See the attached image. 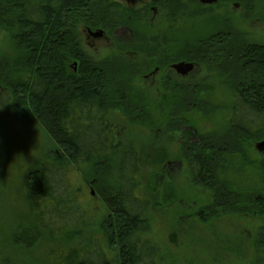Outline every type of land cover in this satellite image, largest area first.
Returning <instances> with one entry per match:
<instances>
[{
    "label": "trees",
    "instance_id": "trees-1",
    "mask_svg": "<svg viewBox=\"0 0 264 264\" xmlns=\"http://www.w3.org/2000/svg\"><path fill=\"white\" fill-rule=\"evenodd\" d=\"M184 1L154 0L171 8L168 16H163L165 20L184 19L183 28H167L174 31L182 54H204L206 60L226 69L227 80L222 84L230 88L234 111L223 138L220 133L206 138L215 151L202 154L196 161L188 159L187 166L194 183L214 190V205L224 206V214L247 212L248 207L243 205L247 203L245 196L226 178L223 183L220 174L231 166L223 152L229 154L230 147L246 140H264V42L240 33L228 16L219 18L221 25L217 29L197 26L199 13L194 3ZM254 1L246 0L252 9ZM131 14L129 18L115 0H0V29L8 34L18 53L16 68L0 66V73L10 76L11 82L7 79L4 83L17 95L18 117L37 120L52 142V147L27 173L26 204L36 225L46 232L50 226L66 224L71 228L63 237H56L50 230L48 237L52 242L68 247L67 252H55L50 264H162L158 245L141 235L147 230L151 203L139 196L141 164L137 146L115 135L110 111L126 107L122 112L132 122L153 130L160 117L177 115L178 109L202 111L207 103L198 96L169 97L165 106L159 100L147 104L143 96L128 97L127 91L136 90L127 81L128 74H136L137 64L109 59L98 63L87 57L77 34L80 28L101 29L109 37L122 39L126 37L123 29L133 30L128 43H149L154 51H161L171 41L169 38H174L173 33H136V28L162 25L148 21L147 8ZM76 61L80 66L74 73L70 65ZM190 124L187 120L184 126ZM243 155L246 157L245 150ZM112 167L113 179L112 174L108 176ZM261 167L263 186L252 198L262 222L253 245L254 264H264V159ZM75 173L98 189L106 206L107 215L98 227V238L83 239L90 211L84 212L79 205V193L72 179ZM203 210L200 216L217 217L211 208ZM44 214H50L49 220ZM72 244L75 245L71 247Z\"/></svg>",
    "mask_w": 264,
    "mask_h": 264
},
{
    "label": "rangeland",
    "instance_id": "rangeland-1",
    "mask_svg": "<svg viewBox=\"0 0 264 264\" xmlns=\"http://www.w3.org/2000/svg\"><path fill=\"white\" fill-rule=\"evenodd\" d=\"M219 1V4L212 6L193 2L195 11L199 13L197 26H215L217 29L221 25L219 18L228 16L227 19L240 33L246 34L253 41L264 42V0H255V7L250 10L243 8L244 3H247L243 1L246 0ZM115 2L131 18L134 10L123 0ZM184 2L191 3L188 0ZM239 2L243 6L235 8ZM150 3V0H142L136 11ZM170 10L169 7L159 6L158 15L168 16ZM162 18V26L165 28H183L185 25L182 17L166 20L158 17L157 23ZM86 30L80 28L77 32L84 52L100 61L108 58L109 46L105 38L96 41V45L91 47L87 42ZM97 31L103 30L93 32ZM104 35L108 37L105 32ZM89 42L93 44L95 41ZM12 43L8 34L0 29V66L4 68L13 69L18 64V53ZM7 79L10 80L8 74L0 73V264H50L55 252L68 250L66 245L49 239L50 230L56 237H63L71 228L66 224L50 226L46 232L36 225L26 204L25 181L28 171L52 147V142L43 127L36 123L37 120H21L18 117L15 110L17 95L11 87L5 85ZM224 84L208 81L205 85L209 92L202 99L207 103L206 108L188 112L178 109L177 115L160 117L153 130L138 127L126 112V115L112 112L113 123L123 129L121 139L137 144L141 164L139 196L151 203L147 230L141 235L151 238L158 245L162 264H254L253 245L262 222L257 216L255 204H252V198L258 195L263 186L261 163L264 159L256 146L264 140L241 142L240 146L230 147L228 157L225 156V159H230L231 166L227 172H221L220 180L224 183L226 178L247 199V203L243 204L248 207L247 212L233 214H224V206L214 205V190L205 184L194 183L180 146L184 140L181 138V127L187 120L193 123V128L198 129L199 138L205 139L219 133L220 138L226 135L233 100L230 88ZM203 91H206L205 87ZM167 101H164V106ZM108 174H112L113 179L115 168H110ZM72 179L79 193V205L84 212L90 211L83 227V239L87 240L91 236L98 238V227L107 215L106 206L98 189L85 181L81 174H73ZM207 208L214 210L213 214L217 217L206 219L200 216V211H207ZM219 213L221 215H217ZM44 217L49 220L50 214H44Z\"/></svg>",
    "mask_w": 264,
    "mask_h": 264
},
{
    "label": "flooded vegetation",
    "instance_id": "flooded-vegetation-1",
    "mask_svg": "<svg viewBox=\"0 0 264 264\" xmlns=\"http://www.w3.org/2000/svg\"><path fill=\"white\" fill-rule=\"evenodd\" d=\"M126 2L127 6L136 11V7L142 3V0H139L138 4L135 6H131L126 0H123ZM151 3L149 5H145L144 8L148 9V17L149 22L151 24L157 22L158 17L165 16H159V5L158 3L154 2V0H150ZM193 1V0H188ZM195 2L200 3L203 5L200 0H194ZM193 1V2H194ZM221 1L217 0V4H219ZM246 2V1H243ZM205 6H212V5H205ZM242 3H236L235 8L242 7ZM243 8H249L247 3H244ZM159 23L163 24V18L162 21H159ZM225 28V27H224ZM172 31V29H167L163 26H150L145 28H136L135 32H144V33H151L156 35H167L169 33H173L174 38H169L171 41H168V43H165V47L161 51H154L152 46L149 43L144 44H136L134 42L128 43L132 39L133 30L129 29H123L122 31L126 34V37L124 39L117 38L115 35L112 37H107L104 35L101 38H95L92 36L87 29L86 32L88 34L87 39L88 43L91 47H94L96 45V41L104 40L107 41V44L109 46L108 52L109 57L102 60L103 62L105 60H112L113 62H117L120 60H126L130 65L137 64V70L136 74L129 76L128 82H132L135 85L136 90L127 91V96H143V98H147V104H153L161 101V103L164 104V100L168 99L169 97L173 98H193L198 96L199 98H205L206 94L209 92L207 90V86L205 83L208 81H217V82H225L226 79V69L223 67L222 69L220 65L215 64L214 62H210L206 60V57H203L204 54L196 53H181V49L178 47L180 44L176 42L175 40V33L167 32ZM228 30V29H226ZM116 39H119L121 42H117ZM151 39V37H150ZM93 40V44H91L89 41ZM163 40V39H162ZM126 42V43H124ZM82 46V44H81ZM192 46H195L193 44ZM133 47L136 48V50L133 49ZM142 52H139L140 49ZM83 49V48H82ZM107 49V48H106ZM144 50V52H143ZM181 54V55H180ZM87 57L92 60L93 62H102L98 59L93 58L92 56H89L86 54ZM206 55V54H205ZM208 61V62H207ZM218 62V61H215ZM180 64H186L188 66L184 67V69L177 68V65ZM191 65V66H190ZM80 66V62L76 61L73 65H70V68L74 73L78 72V68ZM117 70H115V73ZM130 73V71H129ZM221 79H223L221 81ZM129 84V83H128ZM200 87V89H197ZM204 87L206 88V91L204 90ZM138 88H141L138 90ZM123 97V96H121ZM120 97V98H121ZM159 100V101H158ZM157 101V102H156ZM118 103V102H117ZM120 105H123V103L120 102ZM126 107L122 109L125 110ZM192 109H195V107H192ZM117 111L119 113H123L122 111H118L114 109L113 111H110V118L112 121V112ZM232 115L229 120L230 121L233 118V107H231ZM39 126H41L40 123L36 122ZM112 123V127L115 128V135H119L120 133L122 135L123 129L121 127H118L115 125V123ZM191 125L182 126L181 127V138L184 139L183 142H181L183 145H180L182 149V155L184 157V160L186 163L188 162V159L197 160V157H201L202 154H211L215 151V149H212L211 141L207 140L206 138H199L198 137V129L196 127L193 128V123L190 121ZM121 139V137H120ZM137 145V144H136ZM224 151V149L222 150ZM220 152V154L222 153ZM223 154L227 157L228 152ZM261 154V153H260ZM189 155V158H188ZM261 156L264 158V155L261 154ZM140 160V158H139ZM196 167L194 166V170ZM192 178V177H191Z\"/></svg>",
    "mask_w": 264,
    "mask_h": 264
},
{
    "label": "water",
    "instance_id": "water-1",
    "mask_svg": "<svg viewBox=\"0 0 264 264\" xmlns=\"http://www.w3.org/2000/svg\"><path fill=\"white\" fill-rule=\"evenodd\" d=\"M131 6H135L138 4L139 0H126ZM200 2L203 4V5H214L217 3V0H200ZM90 34L92 36H94L95 38H101L104 36V32L103 31H97V32H93L91 30H89ZM188 65L186 64H180V65H177V68L180 69H184V67H186ZM191 66V65H190ZM257 150L259 151V153L263 154L264 155V142H261L259 144H257L256 146Z\"/></svg>",
    "mask_w": 264,
    "mask_h": 264
}]
</instances>
